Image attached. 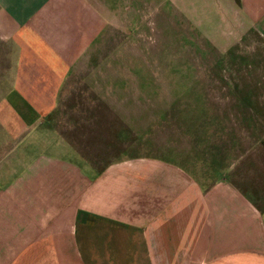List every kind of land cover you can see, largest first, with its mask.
<instances>
[{
	"label": "crops",
	"instance_id": "crops-1",
	"mask_svg": "<svg viewBox=\"0 0 264 264\" xmlns=\"http://www.w3.org/2000/svg\"><path fill=\"white\" fill-rule=\"evenodd\" d=\"M224 1L264 44V0ZM105 24L88 0H0V264H264V58L232 63L219 128L200 112L198 140L227 157L210 181L159 157L91 161L49 117Z\"/></svg>",
	"mask_w": 264,
	"mask_h": 264
},
{
	"label": "rangeland",
	"instance_id": "rangeland-1",
	"mask_svg": "<svg viewBox=\"0 0 264 264\" xmlns=\"http://www.w3.org/2000/svg\"><path fill=\"white\" fill-rule=\"evenodd\" d=\"M88 1L106 24L74 68L72 99L59 100L50 123L91 161L159 157L210 181L227 157L198 140L200 118L213 117L200 112L216 108L220 127L219 113L234 106L231 70L259 73L260 38L224 0Z\"/></svg>",
	"mask_w": 264,
	"mask_h": 264
}]
</instances>
